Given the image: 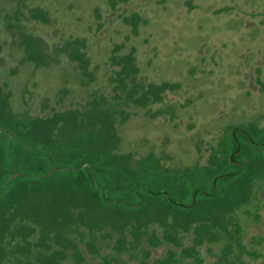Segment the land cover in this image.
Returning a JSON list of instances; mask_svg holds the SVG:
<instances>
[{"label": "rangeland", "instance_id": "1", "mask_svg": "<svg viewBox=\"0 0 264 264\" xmlns=\"http://www.w3.org/2000/svg\"><path fill=\"white\" fill-rule=\"evenodd\" d=\"M32 8L47 20L32 17ZM134 13L136 29L123 19ZM22 31L41 39L46 63L35 67L26 59ZM75 38L85 40L88 74L60 48ZM130 51L140 79L173 87L161 101L126 108L129 117L115 123L119 151L152 152L168 166L203 163L225 125L264 126V0H0V84L18 114L45 116L109 93L110 57ZM28 222L36 227L30 245L6 264H41L72 244L85 254L79 264L102 262L86 246L91 233L104 242L102 230L79 222L43 234ZM223 222L226 229L215 227L218 235L191 252L185 248L194 245L193 227L166 239L163 227L151 223L138 240L128 233L122 264L167 257L168 264H264V178L254 181L249 200Z\"/></svg>", "mask_w": 264, "mask_h": 264}, {"label": "trees", "instance_id": "2", "mask_svg": "<svg viewBox=\"0 0 264 264\" xmlns=\"http://www.w3.org/2000/svg\"><path fill=\"white\" fill-rule=\"evenodd\" d=\"M30 14L47 20L38 8ZM123 19L136 29L137 13ZM19 38L26 59L35 67L46 63L41 39L25 31ZM84 47L85 40L75 38L60 48L88 74ZM110 58L111 91L93 94L79 108L45 116L18 114L9 104L10 91L0 84V264L30 245L36 227L29 220L43 234L79 222L102 230L103 243L91 233L86 244L102 258L100 264H122L128 233L138 240L151 223L163 227L166 239L193 227L194 245L185 248L191 252L218 235L215 227L226 229L225 215L246 203L254 181L264 178V126L254 122L225 125L203 163L168 166L152 152L119 151L116 120L129 117L130 105L161 101L173 84L140 79L131 51ZM150 238L156 245L157 235ZM69 248L44 256L41 264L85 261L77 244Z\"/></svg>", "mask_w": 264, "mask_h": 264}]
</instances>
